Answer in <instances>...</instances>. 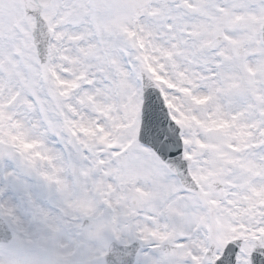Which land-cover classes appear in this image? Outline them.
Instances as JSON below:
<instances>
[{
	"label": "snow or ice",
	"instance_id": "snow-or-ice-1",
	"mask_svg": "<svg viewBox=\"0 0 264 264\" xmlns=\"http://www.w3.org/2000/svg\"><path fill=\"white\" fill-rule=\"evenodd\" d=\"M0 264H264V0H0Z\"/></svg>",
	"mask_w": 264,
	"mask_h": 264
}]
</instances>
